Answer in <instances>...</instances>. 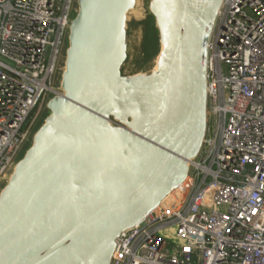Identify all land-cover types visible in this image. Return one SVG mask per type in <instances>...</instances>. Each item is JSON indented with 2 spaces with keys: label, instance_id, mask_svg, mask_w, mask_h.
Wrapping results in <instances>:
<instances>
[{
  "label": "water",
  "instance_id": "1",
  "mask_svg": "<svg viewBox=\"0 0 264 264\" xmlns=\"http://www.w3.org/2000/svg\"><path fill=\"white\" fill-rule=\"evenodd\" d=\"M223 1L152 0L158 70L124 75L137 0H77L64 92L49 95L0 193V264H111L119 237L186 181L208 132V43Z\"/></svg>",
  "mask_w": 264,
  "mask_h": 264
},
{
  "label": "built area",
  "instance_id": "2",
  "mask_svg": "<svg viewBox=\"0 0 264 264\" xmlns=\"http://www.w3.org/2000/svg\"><path fill=\"white\" fill-rule=\"evenodd\" d=\"M74 1L0 0V182L51 94ZM208 52L202 151L111 264H264V0H224Z\"/></svg>",
  "mask_w": 264,
  "mask_h": 264
},
{
  "label": "rangeland",
  "instance_id": "3",
  "mask_svg": "<svg viewBox=\"0 0 264 264\" xmlns=\"http://www.w3.org/2000/svg\"><path fill=\"white\" fill-rule=\"evenodd\" d=\"M152 0H138L133 11L129 12L127 21V53L128 59L123 67L124 75H132L137 73L147 74L153 71L156 64V57L160 49V39L158 35V30L156 28V19L150 12V4ZM138 3V4H137ZM78 12L77 0L74 1L72 16H75ZM139 12V13H138ZM71 16V17H72ZM66 59V48L63 44L59 58L56 74L54 77L51 97L58 95L63 91L61 86L62 74L65 67ZM50 111L47 108H42L36 121L31 129V132L25 141V144L16 159L20 161L29 146L33 141V137L41 125L44 123L46 117L49 115ZM13 169H11L4 179L0 182V193L2 189L8 183Z\"/></svg>",
  "mask_w": 264,
  "mask_h": 264
},
{
  "label": "bare ground",
  "instance_id": "4",
  "mask_svg": "<svg viewBox=\"0 0 264 264\" xmlns=\"http://www.w3.org/2000/svg\"><path fill=\"white\" fill-rule=\"evenodd\" d=\"M138 1V0H137ZM138 4V3H137ZM134 10V9H133ZM133 10H131V11H133ZM139 13V12H138ZM162 49H163V47L161 46V51H162ZM161 53V52H160ZM160 56H161V54H158V56L156 57V64H155V66H154V68H153V73H155L157 70H158V61H159V58H160Z\"/></svg>",
  "mask_w": 264,
  "mask_h": 264
}]
</instances>
